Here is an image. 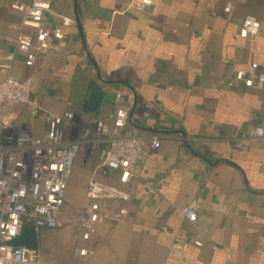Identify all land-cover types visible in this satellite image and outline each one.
Wrapping results in <instances>:
<instances>
[{
  "label": "crops",
  "instance_id": "obj_1",
  "mask_svg": "<svg viewBox=\"0 0 264 264\" xmlns=\"http://www.w3.org/2000/svg\"><path fill=\"white\" fill-rule=\"evenodd\" d=\"M30 1L0 0V63L15 54L0 81L33 77L45 108L74 114L75 124L63 127L66 139L93 120L110 121L118 107L145 148L160 138L127 185L118 174L99 173L132 198L111 207L126 215L98 225L90 242L82 241L78 218L100 148H82L60 226L37 231L40 264H264V138L237 146L252 125L264 124V85L251 90L235 79L253 62L264 72V0H152L144 11L129 8L130 0H49L44 25H62V18L73 24L62 25L65 46L28 68L15 52L22 14L12 6ZM249 16L261 29L242 40ZM0 126L36 137L46 129L17 104L6 107ZM194 199L198 218L191 223L181 208ZM174 242L187 246L174 250ZM77 247L93 255L80 257Z\"/></svg>",
  "mask_w": 264,
  "mask_h": 264
},
{
  "label": "built area",
  "instance_id": "obj_2",
  "mask_svg": "<svg viewBox=\"0 0 264 264\" xmlns=\"http://www.w3.org/2000/svg\"><path fill=\"white\" fill-rule=\"evenodd\" d=\"M152 3V0H130L129 8L144 11ZM12 8L22 14L15 52L25 56L28 68L34 67L37 59L55 46H65L67 35L63 26L73 22L62 18L63 26L46 27L44 15L50 11L49 0H31L28 4L16 2ZM231 9L228 3L224 11L229 15ZM260 29L257 18L246 17L241 23L239 37L245 40L256 36ZM14 55L11 52L5 56L0 68L11 69ZM235 79L248 89L260 90L264 85V72L253 62L246 69L237 71ZM11 104L25 106L33 117L43 120L46 129L42 137H36L30 130L19 133L12 127L0 126V264H40L38 250L6 243L20 236L29 226L35 227L36 231L55 230L60 226L72 168L82 148L88 151L100 148V162L86 185V201L78 218L81 239L90 242L98 225L110 220L119 221L126 215L125 209L112 212L111 207L132 198L122 188L100 180L99 173L118 174L119 184L127 185L149 154L158 150L160 138L152 136L145 148L142 137L127 129L130 118L126 109L118 107L110 121L93 120L76 138L66 139L63 127L75 124L74 114L69 111L59 114L45 108L35 95L31 76L25 80L7 77L0 81V118ZM261 138H264V124H255L237 146L242 148ZM145 185L153 191L150 183ZM181 211L189 222L195 223L198 200L190 201ZM186 246L174 242L171 248L181 250ZM75 253L84 258L93 255L92 249L83 247L75 248Z\"/></svg>",
  "mask_w": 264,
  "mask_h": 264
},
{
  "label": "water",
  "instance_id": "obj_3",
  "mask_svg": "<svg viewBox=\"0 0 264 264\" xmlns=\"http://www.w3.org/2000/svg\"><path fill=\"white\" fill-rule=\"evenodd\" d=\"M12 247H26L28 249H38V234L33 226H29L23 229L20 236L6 243Z\"/></svg>",
  "mask_w": 264,
  "mask_h": 264
},
{
  "label": "rangeland",
  "instance_id": "obj_4",
  "mask_svg": "<svg viewBox=\"0 0 264 264\" xmlns=\"http://www.w3.org/2000/svg\"><path fill=\"white\" fill-rule=\"evenodd\" d=\"M68 208H69V207H68ZM68 208H67V209H68ZM69 212H70L71 214L75 215V214H76V208H71L70 210L68 209V213H69ZM70 213H69V215H71Z\"/></svg>",
  "mask_w": 264,
  "mask_h": 264
}]
</instances>
